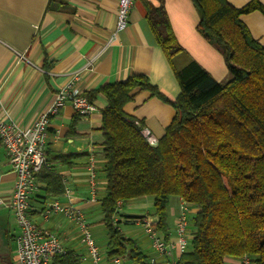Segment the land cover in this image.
Listing matches in <instances>:
<instances>
[{"label": "trees", "instance_id": "obj_1", "mask_svg": "<svg viewBox=\"0 0 264 264\" xmlns=\"http://www.w3.org/2000/svg\"><path fill=\"white\" fill-rule=\"evenodd\" d=\"M191 1L199 15L197 30L222 54L228 81L216 82L193 61L175 65L183 50L160 0L158 6L145 3V18L180 94L169 99L139 73L82 94L92 104L98 96L107 101L100 128L106 187L99 202L105 262L123 257L128 264H150L138 242L115 221L118 203L151 197L154 229L170 242L168 208L176 197L191 210L192 238L175 264H225L227 257L243 256L264 264V47L240 20L254 11L264 15V6L258 0L241 8L226 0ZM139 92L175 109L155 147L140 134L138 121L124 112ZM57 158L64 162L69 157ZM36 181L44 182L47 192L50 186L60 188L57 194L63 192L61 178L46 164ZM51 264H79V258L68 252Z\"/></svg>", "mask_w": 264, "mask_h": 264}, {"label": "crops", "instance_id": "obj_2", "mask_svg": "<svg viewBox=\"0 0 264 264\" xmlns=\"http://www.w3.org/2000/svg\"><path fill=\"white\" fill-rule=\"evenodd\" d=\"M161 1L183 50L174 60L175 65L193 61L216 82L228 81L222 54L197 30L199 15L193 2ZM226 1L241 8L252 0ZM258 1L264 6V0ZM145 3L158 6L160 0H134L126 29L112 38L118 0H0V120L27 126L48 107L55 91L74 74L77 78L73 86L81 94L139 73L169 99H175L180 94V86L146 21ZM240 20L264 47V15L254 11L241 15ZM93 104L97 110L87 117L78 115L74 124L76 112L69 103L51 118L46 138V167L61 178L63 192L57 194L60 188L51 186L47 192L44 182L36 181L28 212L39 229L57 236L67 253L73 252L79 258V264L90 263L82 260L86 251L76 224L58 212L45 217L44 208L48 203L57 202L78 211L91 232L93 223L102 224L99 202L106 183L102 173L105 161L100 128L101 111L107 107V101L98 96ZM124 112L157 140L175 116L170 104L147 92L137 93L125 105ZM58 155L69 158L63 162ZM14 181L15 173L0 143V264H14L16 260L18 228L8 202ZM181 202L178 198V208ZM152 206L151 197L121 203L115 221L125 223L144 215L155 219L148 215ZM177 213L172 210L171 239ZM140 240L136 241L149 258L158 257L161 263L162 257L151 250L148 239L144 236ZM225 262L238 264V259L227 257Z\"/></svg>", "mask_w": 264, "mask_h": 264}, {"label": "built area", "instance_id": "obj_3", "mask_svg": "<svg viewBox=\"0 0 264 264\" xmlns=\"http://www.w3.org/2000/svg\"><path fill=\"white\" fill-rule=\"evenodd\" d=\"M134 0H118L117 21L112 38L118 32L126 29L130 8ZM77 75L60 86L54 93L48 107L36 116L27 126H20L14 121L0 120V143L5 149L8 162L15 173V181L9 196V207L12 211L14 222L18 228L16 237V260L14 264H51L55 256L67 253L63 243L54 234L39 229L29 218L30 199L36 188V174L46 164V138L47 130L52 117L69 103L76 114L87 117L97 109L94 104L78 92L73 86ZM139 132L148 145L155 147L158 144L155 138L139 122ZM93 165L90 166L91 180L94 178ZM1 202V201H0ZM118 203V209L120 208ZM180 212L174 224V238L165 242L155 231L153 222L155 219L141 216L132 219L134 223L141 224L149 241L151 250L162 257H150V264H175L183 254L191 240L188 217L191 214L189 205L182 201ZM53 212L64 214L73 221L79 231L81 244L84 246L86 255L82 260H88L90 264H107L104 261L102 251L94 239L88 223L78 212L68 207L61 206L57 202L48 203L44 208L45 217ZM111 264H128L123 257H117L110 261ZM238 264H252L247 256L238 259Z\"/></svg>", "mask_w": 264, "mask_h": 264}, {"label": "rangeland", "instance_id": "obj_4", "mask_svg": "<svg viewBox=\"0 0 264 264\" xmlns=\"http://www.w3.org/2000/svg\"><path fill=\"white\" fill-rule=\"evenodd\" d=\"M177 201H178V198L173 197L171 199L170 206L168 208V220H169V224L170 225L172 224V221H173L172 210H175L176 212H178L177 215L179 214V208H178V205H177ZM148 215L149 216L152 215V210L151 209H148ZM119 228H120V230H122V232L126 236H128V237L131 236L135 240H138L140 242H141L140 239H143L144 236L146 237V235H145V233L143 231V226L141 224H135L134 225L133 223H131V224H129V223H120L119 224ZM91 229H92L91 233H93L92 235H94L93 237L97 239L96 242H97L99 248L101 250H104L105 242H106L105 233H104V227L102 226V224L100 222H95V223L92 224ZM145 252L147 253V251H145ZM225 264H227V262H225Z\"/></svg>", "mask_w": 264, "mask_h": 264}]
</instances>
